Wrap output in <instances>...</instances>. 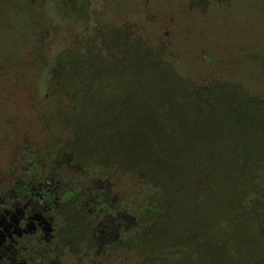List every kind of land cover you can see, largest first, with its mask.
<instances>
[{"label":"rangeland","instance_id":"rangeland-1","mask_svg":"<svg viewBox=\"0 0 264 264\" xmlns=\"http://www.w3.org/2000/svg\"><path fill=\"white\" fill-rule=\"evenodd\" d=\"M88 1L91 8L87 12L90 17L86 24L58 15L54 1L44 0L46 4L42 5L43 8L34 11L35 21L31 25L32 19L28 20L29 26L26 27L20 15L13 12V6L18 0H0V134H7L5 129L8 121L13 123L27 118H30L29 121L33 120L29 105L47 103L43 100V94H37L36 98L33 95L32 88L37 87L38 74L43 67L51 65L62 49L89 45L96 25L107 28L110 26L116 34L122 33L125 42L133 40L148 44L150 49L161 53L168 66L159 69L162 74L159 80L166 81L170 86L166 93L175 97L172 101L174 104L179 93L177 88L181 86V81L176 78L179 76L182 80L201 87L219 84L220 86H213L212 89L216 92L214 101L220 108L214 116L217 126L213 128L211 124L200 125L194 136V142L204 145L209 153L205 156L211 166L209 176L204 172L205 175L191 177L190 180L194 183L201 179V188L194 190L193 185L186 184L185 180L189 177L185 172L187 151L183 149L174 153L171 171L176 176L175 181L165 180L166 184L172 183L167 185L168 194L172 193L177 198V201L171 196L167 198L170 205L173 204L167 213L172 214L174 219L168 218L165 225L154 221H151V225H144L151 234L146 239L136 241L137 250L149 255L164 249L166 244H177L180 242L177 239L180 238L176 239V231L179 229L183 232L185 229L190 233L183 235L181 242L186 243L188 238L193 243L194 235L199 234L201 242L207 245L208 238H211L208 251H199L202 253L200 256L207 255V259H202L204 264H223L229 250H234V259L240 255V264H263L261 256L264 251L253 249L250 252L232 246L243 244L244 237L249 233L264 235V224H256L251 214L245 217L244 208L234 200L224 201V207L220 206V198L215 201V193L220 186H225L227 190L231 187L239 190L241 178L247 177L264 160V0H225L226 5L217 2L224 0H199L195 4L192 0ZM39 17L42 19L39 20ZM165 33H168L167 38ZM131 34L135 36L133 39ZM139 69L143 70L138 77L144 85L145 93H127L126 99L130 105L126 102L123 105L125 108H134L131 111L132 117L131 112H127L121 105L123 102L115 95L110 97L106 94L104 87L102 93L105 95L103 98L108 97L106 102L111 106L114 103L121 109H114L112 114L111 111L83 114L81 117L86 115V118L85 123L81 122L80 137L70 138L65 145L68 152L88 161L105 164L111 157L116 159L126 151L130 156H133L134 150L140 156H155L152 144L156 138L165 139L162 132H154L155 127L149 126L145 136L140 141L137 139L144 119L140 117V111L135 109L147 103L146 95L157 94L148 86L151 72L146 67L145 60L135 58L134 61V57H131L130 63L127 60L121 61L114 76ZM141 76L145 78L141 79ZM111 82L112 89L117 93L121 88L109 77L107 85L111 86ZM102 85L106 84H98V88L102 89ZM160 91L164 92L163 89ZM203 97H206V93ZM101 99L100 96L93 99L100 110L105 109ZM92 118L98 119L92 122ZM150 118L151 116L148 119ZM114 125L119 128L114 130L111 147L106 149L109 143L106 136L102 135L112 132ZM95 134H102L98 141L104 142L100 146L105 151L93 147ZM222 134L228 136V140H223L226 137ZM38 138L41 144L47 141L42 135ZM3 144L7 142L3 141ZM7 154L8 151L0 152V162L8 158ZM223 177L225 181L221 182ZM122 178L118 181L119 186L132 191L136 197L144 196L140 192L142 182L136 175L124 173ZM261 178L259 182L255 181V185L264 192V177ZM187 193L190 194L189 197ZM196 193H205L200 203L195 202ZM179 212L178 227L176 215L178 217ZM214 218L223 221V227H220L224 238L219 252L212 247V237L218 231V220ZM186 248L180 249L184 261H179L178 264H187L188 257L193 264H203L197 262L198 257L191 258ZM152 254V258L158 259V254ZM136 260L138 264L141 263L140 257Z\"/></svg>","mask_w":264,"mask_h":264},{"label":"trees","instance_id":"trees-1","mask_svg":"<svg viewBox=\"0 0 264 264\" xmlns=\"http://www.w3.org/2000/svg\"><path fill=\"white\" fill-rule=\"evenodd\" d=\"M51 1H54L58 15L69 18L74 22L78 20L86 24L90 17L87 15V12L90 11L91 8L88 0ZM198 1L199 0H192L194 4ZM224 1L217 2H219L220 5H226V1ZM43 4H46L44 0H18V3L13 6V12L15 14L18 13L25 23V26L28 27L27 21L32 19L31 25L33 24L32 22L35 21L34 15H36L34 11L42 9ZM41 17H39V20L42 19ZM43 19H45V17H43ZM131 57H134V61L135 58L145 60L146 67H148L149 72L152 73L149 75L150 79H148V86L152 91L157 92V94L154 95H151V93L150 95H146L148 105L146 103L135 109L140 111V117L144 119L143 126L139 128L137 139L140 141V139L145 136L146 129L149 126L155 127L154 132H162L165 139L163 137L155 139L152 144V149H155L156 154L153 157L140 156L136 154L134 150L133 156H130L126 151V153L118 155L116 159L111 157L107 164L101 163L107 166L116 165L120 171L133 173L141 180L142 184L140 186L142 191L144 192L147 190V192H149L147 194V202L144 200L146 198L140 197L139 204L141 205V209L138 211L136 210L134 215L135 224H137L135 226H137L136 228L139 230V233L135 230V239L139 242L146 239L148 236L150 237L151 234L150 230L148 232L147 230H143L144 225H151V221L160 224L163 222L165 225L168 218H170V220L174 219L172 214L169 215L167 213L168 210L173 207V204L171 206L167 198L171 196V198L176 201L177 198L172 193L168 194L167 185L169 183L166 184L165 182L166 179L175 181L176 176L171 171L174 153H178V151L183 149L187 151L188 159L185 162V170L187 171L185 172L189 177L185 178V180L186 184L193 185L194 190L201 188V179L198 183H194L190 180L191 177L203 174L204 172H207L209 176L211 166L208 165L207 157L205 158L209 153H207L204 145H199L198 142H194V136L200 125L211 124L213 128L217 126L214 116L220 107L214 101L216 92L212 88L213 86L220 85L213 83L209 84V86L201 87L176 76V78L181 81V86L177 88L179 93L176 104H174L172 101L175 97L166 93V90L170 88V86H168L166 81L161 82L159 80L161 74L159 69L168 67L163 61L161 53L157 50L150 49L149 45L145 43L125 42L122 33L116 34L114 29H110V26L107 28V26L104 25H96L89 45L84 44V46L75 49L67 47L58 52L51 62V65L43 67L41 73L38 74L39 77L36 79V85L39 88L43 87L47 89L45 90V94H47L48 97L46 102H48L49 107L45 108V112H47V114L49 113V115L45 116V119H51L55 122L59 121L61 125L64 126L66 140H70L71 137L79 138L80 129H82L81 122L85 123L84 119L86 115L99 114L103 111H111L112 114L114 109H121L117 108L114 103L111 106L106 102L108 97L103 98L105 95L102 93L104 87L106 89V94H109L110 97L115 95L123 102V104L121 103L122 106L125 104L124 102L130 105L126 99L127 93L133 92L134 94L141 95L145 93L144 85L140 82L141 80L138 77V75L143 73L142 69L132 70L131 72L127 71L126 73L123 72L122 74L114 76L120 62L127 60L130 63ZM109 77L112 78L113 82L116 81L117 85L121 88L117 93L112 89V82L111 86L107 85L109 83ZM142 77L145 78V76H141L140 78L142 79ZM101 81L104 83H101ZM98 84L106 85H102L103 88L100 89L98 88ZM130 86L132 87L129 88ZM161 89L164 90L163 93H161ZM205 90H207V92ZM204 93H206V97H203ZM95 96L102 97L101 101L105 105V109L100 110L97 108L93 100ZM123 98L125 99L123 100ZM172 103L174 105H172ZM124 109H126L127 112L134 111V108L124 107ZM83 114L86 115L82 118L81 116ZM146 116L148 118L151 116L150 120L146 118ZM96 119L98 118H92L91 121L95 122L94 120ZM101 120H103V118H101ZM112 120L111 118V122ZM173 122L175 124H172ZM117 128H119V126L114 125L112 127V132H108L106 135L95 134L92 140L93 147L101 150L104 149V151L109 149L111 147V140L113 141V132ZM101 135L106 136V140L109 143V147L106 149L100 146L102 145L101 143L104 142L98 141L101 139ZM222 135L226 137L223 140H228V136ZM136 151H139V149ZM165 170L168 171L164 173ZM261 177H264V160L260 161L257 164V168L247 175V177L244 179L241 178L239 190L236 187H231L227 190L225 186H220L216 189L215 201L220 198V206L224 207V201L229 202L230 200H234L244 208L245 217L251 214L256 224H264V192L255 185V181L259 182L262 179ZM220 181L224 182L225 178H221ZM252 181L254 186H252ZM171 184H169V186ZM204 194L205 193H196L194 198L195 202L200 203ZM187 195L188 197L190 196L189 193H187ZM171 203H173V201ZM233 211L235 212L236 210ZM219 215H221L222 218L224 217L222 214ZM236 215L237 214H235V216ZM179 219L180 212L178 217L176 215L178 227L180 224ZM214 219L219 222L217 221L218 231L212 237L214 241L212 247L214 251L219 252L222 249L220 243L224 238V233L220 227H223V221H220L218 218ZM182 231L183 232L179 229L176 231V239L180 238L177 239L178 242L180 241L179 243L166 244L165 248L162 246L164 249L152 252L159 255L158 259L152 258V253L145 255V251L140 252L135 248V263H139L136 259L140 257V264H178L179 261L183 259L180 249L187 247L186 250L189 251L187 252L189 256L191 258L192 256L198 257L197 262L204 264L205 261L202 262V259L203 257L207 259V255L205 254L206 257L204 255L200 256L202 253L199 251L200 249H203L204 253L208 251L209 240L211 238H208L207 245H205L201 242V235L195 234V242L192 243L190 239L187 238L186 243H184L181 242V237L183 235H188L190 231L185 229ZM232 247H241L250 252L253 249L262 252L264 251V235L249 233L244 237L243 244L239 243L238 246L235 245V247ZM226 255L225 261H220V263L240 264L238 261L240 255H238L237 259H234L236 256L234 250H229L226 252ZM262 255L261 257L264 259V254L262 253ZM209 260L210 256H208V262ZM186 262L187 264H193L189 257L186 259Z\"/></svg>","mask_w":264,"mask_h":264},{"label":"flooded vegetation","instance_id":"flooded-vegetation-1","mask_svg":"<svg viewBox=\"0 0 264 264\" xmlns=\"http://www.w3.org/2000/svg\"><path fill=\"white\" fill-rule=\"evenodd\" d=\"M32 90L47 101V89ZM29 106L33 120L0 134V264H136L134 215L147 190L136 197L118 184L133 173L72 155L64 126L45 119L48 102Z\"/></svg>","mask_w":264,"mask_h":264}]
</instances>
